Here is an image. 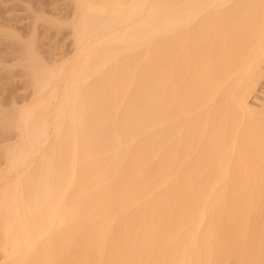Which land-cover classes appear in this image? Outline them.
Listing matches in <instances>:
<instances>
[{"label":"bare ground","instance_id":"obj_1","mask_svg":"<svg viewBox=\"0 0 264 264\" xmlns=\"http://www.w3.org/2000/svg\"><path fill=\"white\" fill-rule=\"evenodd\" d=\"M70 3L53 63L2 37L0 264H264V0Z\"/></svg>","mask_w":264,"mask_h":264},{"label":"rangeland","instance_id":"obj_2","mask_svg":"<svg viewBox=\"0 0 264 264\" xmlns=\"http://www.w3.org/2000/svg\"><path fill=\"white\" fill-rule=\"evenodd\" d=\"M70 2L71 0H0V101L5 108L6 105L9 107L12 98L21 103L31 92L24 85L22 68L16 66L19 54L11 53L13 50L6 47L11 41L8 38V43L4 41L5 33L20 35L25 42L35 40L39 56L53 63L73 49L70 29L66 25L73 15V4ZM44 19L54 21L53 25ZM249 86L264 94V66L249 81ZM254 99L255 96L251 95L250 103ZM4 137L5 135L0 134V145L4 143Z\"/></svg>","mask_w":264,"mask_h":264}]
</instances>
